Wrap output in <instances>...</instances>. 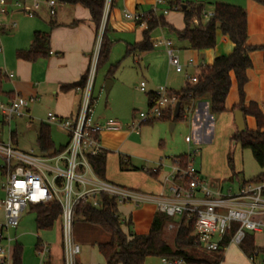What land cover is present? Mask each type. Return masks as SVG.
<instances>
[{"label":"crops","instance_id":"obj_1","mask_svg":"<svg viewBox=\"0 0 264 264\" xmlns=\"http://www.w3.org/2000/svg\"><path fill=\"white\" fill-rule=\"evenodd\" d=\"M178 1L183 4L193 2L195 4H204L205 6L216 2L239 5L247 12L249 44H264V5L253 0H169L168 6L176 5ZM155 3L156 0H115L108 19V38L114 44L121 42L126 49L130 45L140 42L143 39V32L147 28L148 19L140 21L128 19L125 17V12L146 14L153 10ZM164 7L166 5L158 6L157 17H163L169 25L177 30H183L185 28L184 13L179 10L163 15L162 8ZM38 31L50 34L49 53L40 55L35 60L20 58L18 56L19 51L31 48L34 35ZM0 32L2 34L0 36V45L2 47L0 51V75L2 77L0 99L7 100L18 94L26 97H37L36 101L29 104L28 109L31 117L23 116L18 118L24 120L28 133L33 135L36 143H23V140L21 142L18 134V124H16L14 129L12 126L13 121L11 123L7 122L2 115L1 125L8 124L10 126L9 140H12L14 146L20 151L30 152L33 150L37 154L43 155L37 139L41 125L45 123L50 126V135L55 148L67 147L70 141L68 131L57 121L48 122V114L53 112L56 116L63 119H75L77 116L82 90L78 87L68 89L63 86L78 82L88 72L90 67L98 34L90 10L81 4L73 5L59 2L55 15H51L49 7L42 4L36 9L34 17H29L21 8L14 9L10 7L7 14L0 15ZM166 39L174 41L177 54L185 67L183 72L189 74H197L202 66L212 64L218 56L230 54L234 50V43L220 30L217 33L216 47L201 51L188 48L186 43L179 41L176 34L168 28L159 26L151 33V40L154 44L158 40ZM165 48L163 45H154V48L150 51L143 52V54L142 52L134 54L139 68L142 67V60L148 71L149 81H141V83L146 82L145 90H142L141 83L139 84V90L147 94L148 106L150 105V94L158 92L160 81L165 79V72L170 67V59ZM251 59L253 66L248 70L249 81L245 85V104L248 105L252 101L256 102L264 112V52L261 50L253 51ZM11 74L12 76H10ZM109 79L111 77L107 75L102 85L99 82L97 84L96 80L94 87V120L103 122L112 118L121 125V129L118 131H104L100 135L104 151L107 152L106 179L121 186L137 189L151 196H158L163 193L165 197H170L172 186L170 178L173 162L170 165H165L164 163L157 165V161H152L155 162L153 169L161 168L157 177H153L146 172L148 168H151L150 166L148 168L144 166L140 168L133 164V154L134 157L141 158L138 150L143 146V127L145 125L139 134L132 132L129 127L138 112L143 110H139L136 107L132 115L129 113H114L108 97L114 87V82H112L109 90L106 89V84L104 83ZM186 81L181 86H175L176 83L170 76L166 87L169 90L178 91L185 86ZM96 85L99 88L98 92H96ZM104 91L107 93L105 110L96 108V104ZM238 104H240V96L237 79L234 74H232V86L226 100L227 111L219 114L217 120L214 118V122L211 121L208 114V111H210L208 100H192L185 106L183 119V121L190 124V134L186 137L189 145L191 147L193 145L196 146V149L213 145L215 143L213 135L217 134L218 137L217 131L219 132L220 129L221 135H224V137L237 133L238 127L235 123L234 108ZM245 120L249 129L255 130L257 128L255 117L247 116ZM144 134H147V132ZM62 136L66 137L67 141L65 144L61 143L60 147L57 148V143L62 142ZM0 141L8 142L2 140L1 137ZM53 155L55 154L53 153ZM122 158L129 161V165L125 169L122 168ZM206 167L205 161H203L199 168H194L201 175V172H204ZM2 173L4 174L3 170ZM230 180L234 181L235 177L232 176ZM225 182L226 179H216L209 184L213 189L224 191ZM1 188L4 191L2 185ZM33 206L31 205L32 210H34ZM157 212L156 205L153 202H147L141 206L133 204L119 206L123 231L129 235L130 227L127 224L131 222V228L137 234L149 233ZM0 217L5 218V210L3 208H0ZM181 218V216L175 217V223L178 226ZM166 229H170L169 225ZM37 230L39 234L40 231L47 230L41 232L42 237H38L35 245L37 252L39 250L38 243H46L50 247L49 255L44 260L40 258L39 264H64L61 217L51 229L37 228ZM75 237L84 248L78 258L79 263L107 264L104 256L97 252L96 249L98 248L94 245L100 242V231L98 228L79 223L77 226L75 225ZM253 237L255 245L264 249V231L254 233ZM16 243L19 242L17 241ZM12 249L13 247L11 246V256ZM208 252L213 253L212 251ZM151 258L153 257H148L144 264ZM22 264H29V262L24 258V260L22 259ZM161 264H165L163 258H161ZM220 264H264V252H259L256 256L251 257L243 251L242 245L231 244L225 249L224 258Z\"/></svg>","mask_w":264,"mask_h":264},{"label":"built area","instance_id":"obj_2","mask_svg":"<svg viewBox=\"0 0 264 264\" xmlns=\"http://www.w3.org/2000/svg\"><path fill=\"white\" fill-rule=\"evenodd\" d=\"M42 4L49 7L51 15H55L59 1L0 0V15L7 14L12 7L21 8L27 16L34 17L36 9ZM168 4L169 0H156L151 12L143 14L126 11L125 17L135 21L149 19L151 14L157 16L160 5H166L162 8L163 15L181 9L178 4L172 6ZM112 7L113 0H106L86 84L81 89V102L76 118L63 119L53 112L48 114V122L57 121L68 131L70 135L68 146L58 154L41 155L33 150L30 152L18 150L12 140L0 141V156L5 161L2 166L4 172L2 187L5 197L0 199V208L5 210V221L0 225V264H9L12 260L10 242L14 237L6 236L4 232L19 226L21 216L28 206L52 202H58L62 209L64 264H77L82 245L75 237L76 207L85 203L100 208L103 195L115 197L119 206L125 204L141 206L153 202L158 212L170 217L185 215L189 218L195 217L197 242L207 251L225 250L231 244L242 245L248 235L264 231V180L243 182L236 191L233 187H229L227 191L213 189L196 171L191 158L184 168L176 157L173 159L170 178L171 196L165 197L163 193L151 196L137 189L115 184L102 179L94 172L88 155L104 152L100 135L104 131L121 129L120 123L115 119L110 118L103 122L94 120V87L98 59ZM212 15L213 13L210 14ZM154 45L165 46L170 64L177 72L184 71V64L177 54L173 40H158ZM186 75L188 81L197 82V74ZM145 85L146 82L141 83L142 90H145ZM36 99V96L26 97L20 94L7 100L0 99V114L9 123L23 116L31 117L29 104ZM177 102V96L172 95L166 86H162L152 98L148 110L138 112L129 129L139 134L145 124L159 119L168 108H175ZM208 114L213 121L214 116L210 111ZM194 152L197 153L198 149ZM169 228H175V224H170ZM228 236V242L224 244ZM3 241H6L7 245H4ZM38 253L44 260L50 253V247L46 243H41ZM163 261L165 264L186 263L182 258H163Z\"/></svg>","mask_w":264,"mask_h":264},{"label":"trees","instance_id":"obj_3","mask_svg":"<svg viewBox=\"0 0 264 264\" xmlns=\"http://www.w3.org/2000/svg\"><path fill=\"white\" fill-rule=\"evenodd\" d=\"M62 3L81 4L87 7L96 24L97 31L100 28L104 6L106 0H58ZM264 5V0H253ZM115 0H113L114 6ZM184 13L185 28L177 30L169 25L163 17H157L151 14L147 21V28L143 32V39L140 42L130 45L127 49V55L136 52H147L154 48L151 40V33L157 27H165L174 32L179 41L185 42L187 47L193 50L213 49L217 44V33L220 30L224 35L234 43V50L230 54L218 56L212 64L202 66L198 73V80L195 83L186 81L181 90H170L172 95L177 96L181 102V109L178 116L174 114V108H168L159 120L181 121L184 119L185 106L192 100H208L210 113L215 116L227 111L226 100L232 86V74L235 75L238 83L240 104L234 109L241 110L245 118L253 116L257 121V128L251 130L246 126L243 132L234 134L233 139L236 144L242 148L251 149L257 163L264 167V112L256 102H246L245 85L249 81L248 70L253 66L251 53L261 50L264 52L263 45H251L248 42V16L246 10L239 6L226 2H216L213 4V15L205 20L206 6L204 4H195L187 2L185 4L177 2ZM109 23L107 22L105 33L102 39L98 69L104 64L112 50L114 42L108 36ZM50 51V34L45 32H36L30 49L19 51L18 56L26 60H35L40 55H46ZM119 63L113 65L109 70L112 75L117 69ZM87 73L78 81L72 84L64 85V88H83L86 84ZM0 93H2V77L0 75ZM156 93L150 94V102ZM157 120V119H156ZM155 121V120H154ZM151 121L149 123H152ZM38 146L43 155H53L62 152L66 146L56 149L50 135V126L43 123L39 129ZM53 151V153H52ZM181 165L185 168L190 161L189 155L177 156ZM88 159L94 172L106 179V160L107 152L97 155H88ZM229 162H233L232 154L228 155ZM122 168L129 165V161L122 158ZM161 168L148 169V173L157 177ZM107 180V179H106ZM264 180V176L259 175L253 180ZM249 181V182H250ZM248 182V181H243ZM36 212V223L38 229H51L55 222L61 217L62 209L58 202L49 204L34 205ZM77 224H88L99 228L109 235V240L97 242L100 253L104 256L107 264H144L148 257L156 256L167 259L182 258L186 264H220L224 258L223 249L214 251L206 257H199L193 254L195 248L200 247L195 236L196 218H189L187 215L181 218L173 242L165 238L166 227L175 221V217H170L162 212H157L153 220L151 229L147 234H137L131 228L129 235L122 229V220L119 214V205L115 197L103 195L102 206L93 207L89 204L81 203L76 207ZM229 236L224 244H227ZM41 243H38V249ZM201 248V247H200ZM243 251L253 257L259 252H264L263 248L255 245L253 234L248 235L242 244ZM23 246L16 243L12 249L13 264H22ZM77 264H81L77 262Z\"/></svg>","mask_w":264,"mask_h":264},{"label":"rangeland","instance_id":"obj_4","mask_svg":"<svg viewBox=\"0 0 264 264\" xmlns=\"http://www.w3.org/2000/svg\"><path fill=\"white\" fill-rule=\"evenodd\" d=\"M206 10L207 15L205 16V19L210 18V14L213 13V4H206ZM0 36H2L1 32ZM138 53L141 52H136V54ZM134 54L127 55V49L121 42L114 44L108 60L98 69L96 79L97 84L99 82L102 85L104 78H106L107 75L111 77L109 80L114 82V87L108 96L110 98L109 101L111 102V109H113L114 113H129L132 115L133 110L136 107L143 111H147L149 108L147 105V94L139 90V84L142 80L149 81L148 71L142 60V67L139 68L138 64L136 63V58H134ZM118 63L119 65L115 72L112 75H109V70L113 65ZM169 66L170 67L165 72V79H161L160 81L161 83L158 86V91L160 90L161 86H167L170 76L171 79L175 81V86H181L187 80L186 72H177L170 63ZM104 83L106 84L107 81ZM96 87V92H98V85H96ZM106 98L107 93L104 91L103 95L96 104V108L98 107L105 110ZM217 116L218 115L214 116L216 120L218 118ZM1 118L2 115L0 114V121L2 120ZM172 123L173 121L157 119L152 123L145 124L143 127V146L142 148L138 147L141 148L138 150V154L140 155L139 157L141 158L134 157L133 154V164L139 166L140 168L143 166L148 168L150 166L151 168L148 169H153L155 162L152 161H157V165L161 163L170 165L173 162L172 160L177 156L189 155L193 165H195V168H199L200 164L205 161V165L207 167L204 172H201V175L205 181L208 182V184L215 181L216 179H226L224 191H227L229 187H233L236 191L243 181L253 180L259 175L264 176V167L257 163L251 149L242 148L240 144L235 143V140L233 139L234 133L230 134V136L224 137V135H221L220 129L219 132L217 131L218 137L217 134L213 135V140L215 139V143L213 144L210 142L213 145L209 147H199L198 152L195 153L194 150L196 149V146L193 145L191 147L186 141V137L190 134L191 130L190 124L183 120L176 121L174 122V128H172ZM16 124L19 126L18 134L21 142L23 140V143H36V139L33 137V135L28 133L27 127L24 124V120H13L12 126L14 129ZM0 129L1 139L8 141L10 138V126L8 124L3 126L0 123ZM145 132H147V134H144ZM61 140L62 142L57 143V148L60 147L61 143L65 144L67 141L66 137L63 136L61 137ZM230 153L232 154L233 162H229L228 160V155ZM4 162L5 161L3 157L0 156V198L4 197L5 195L1 188L2 182L4 180V174L2 173V166L4 165ZM232 176L235 177L234 181L230 180ZM36 216V212L31 209L30 205L22 214L19 226L4 232V235L14 237V239L10 242L12 247L16 245L17 241L23 246V260L25 258L29 264H39L41 256L37 252L35 245L37 243L38 237H42L41 232L47 231L44 230L40 231V234L38 233ZM4 221L5 218L0 217V222L2 224ZM175 222L176 221H173L172 224H176ZM177 227L178 225L176 224L175 228L165 230V238L168 241L173 242ZM98 230L100 231L99 241H108L109 235L99 228ZM3 244L7 245V242L3 241ZM83 250L84 248L82 246V252ZM96 250L100 255H102L100 251H98L99 249ZM192 252L199 257H206V255L212 254L211 252L205 251L200 247L195 248ZM152 257L153 258L149 259L146 264H161V257ZM9 264H13V262L10 261Z\"/></svg>","mask_w":264,"mask_h":264},{"label":"water","instance_id":"obj_5","mask_svg":"<svg viewBox=\"0 0 264 264\" xmlns=\"http://www.w3.org/2000/svg\"><path fill=\"white\" fill-rule=\"evenodd\" d=\"M111 85H112V82L110 80L107 81L106 89L109 90ZM180 109H181V102L178 101L175 108H174L175 116L179 115ZM234 114H235V123L238 127V131L241 133V132L246 130V120H245L244 113L238 109V110H235ZM171 125H172V128H174L175 123L173 122Z\"/></svg>","mask_w":264,"mask_h":264}]
</instances>
